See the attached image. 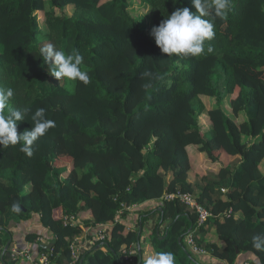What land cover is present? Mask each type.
Returning <instances> with one entry per match:
<instances>
[{"label":"trees","instance_id":"1","mask_svg":"<svg viewBox=\"0 0 264 264\" xmlns=\"http://www.w3.org/2000/svg\"><path fill=\"white\" fill-rule=\"evenodd\" d=\"M179 7L195 11L192 0H0V88L13 89L10 107L31 109L18 133L31 129L38 108L55 121L31 157L22 144L0 146V264H17L12 229L32 214L55 237L50 250L39 249L53 264H70L72 243L100 225L110 226L105 241L93 238L76 264H144L156 251L199 264L185 244L190 234L230 264L237 251L264 259V248L253 247V237H264V0H231L226 16L208 17L213 51L196 57L167 56L150 36ZM47 43L77 50L90 83L52 77L39 51ZM205 100L207 114L217 113L203 131ZM58 153L68 165L55 164ZM192 153L217 166L194 173ZM177 191L212 217L197 228L193 211L163 201L133 229L116 221L121 205ZM122 246H133L131 262Z\"/></svg>","mask_w":264,"mask_h":264},{"label":"clouds","instance_id":"2","mask_svg":"<svg viewBox=\"0 0 264 264\" xmlns=\"http://www.w3.org/2000/svg\"><path fill=\"white\" fill-rule=\"evenodd\" d=\"M231 0H192L195 11L188 7H179L158 26L150 31L155 45L160 52L167 55H183L196 57L207 50L213 51L210 42L215 37L213 20L208 17H224L230 10ZM43 62L48 66L49 74L57 81L67 79L79 81L84 85L90 83L88 72L82 69L84 57L77 51L66 53L53 43H47L40 49ZM14 96L12 88H0V146H16L22 144L20 151L26 156L33 154L32 146L38 138L44 136L49 129L55 127V121L46 117V110L38 108L31 114L33 126L30 130L18 133V124L25 120L31 109L23 110L10 107L9 101ZM15 211L19 205H13ZM253 247L257 250L264 248V237H253ZM254 264H264V259L253 253ZM144 264H176V258L171 251H156L149 255Z\"/></svg>","mask_w":264,"mask_h":264},{"label":"crops","instance_id":"3","mask_svg":"<svg viewBox=\"0 0 264 264\" xmlns=\"http://www.w3.org/2000/svg\"><path fill=\"white\" fill-rule=\"evenodd\" d=\"M160 201L161 200H159V202L150 201L141 205L134 206V208L126 212L125 215H121L116 220L123 223L126 227L133 229L138 224L139 214L145 213L151 209H155L161 203ZM109 229L110 226H107V233ZM92 230V228L86 229L84 231V235L74 241L81 246L83 251H88L90 245L92 244L91 240H93L94 238V231ZM28 235H36L37 240L35 242H27L26 238ZM54 238V235L47 228L42 226L39 216L36 214H32L29 219L20 222L16 227L12 229L11 252H27L28 256L33 260L36 259V257L40 254L39 249H44V247L51 246ZM142 240L148 242L150 240V237L143 233ZM208 240L211 242L215 241L213 236H211ZM219 246L221 245L219 244ZM236 253L238 256L234 263H240L245 260H249L254 263L252 259L253 254L246 252L239 253L238 251ZM194 257L199 262V264H230L228 259L220 258V255L213 253L206 252L205 254L199 256L194 255ZM17 261V264H28L26 258L24 257L18 258ZM83 264H92V260L86 259Z\"/></svg>","mask_w":264,"mask_h":264},{"label":"built area","instance_id":"4","mask_svg":"<svg viewBox=\"0 0 264 264\" xmlns=\"http://www.w3.org/2000/svg\"><path fill=\"white\" fill-rule=\"evenodd\" d=\"M161 199H162L160 201L161 203L163 201L164 202H178L182 205H185L188 209L193 211L197 215V222H196L197 228L203 226L206 220L212 217L211 213H209L205 208H203L200 204H198L195 197L190 193H183V192L177 191L175 193L165 194ZM132 208H134V206L125 207L121 205V209L118 211L116 219L119 218L121 215H123L124 212L130 211ZM71 221L73 224L78 223V221L74 219H71ZM106 227L107 226H102V225L93 227L92 231H94V238L101 240V241H105L106 235L108 234L106 231ZM185 244H186L188 251L192 255L199 256V255L206 253L204 250L199 249L196 246L191 234L186 237ZM132 248L133 246H130V247L122 246L121 247L120 250H121L124 260L131 262V256L133 255ZM70 249H71V263L70 264H76L80 259V255H81L80 252L83 251V249L76 242L72 243ZM11 253H12V258L14 259L18 260V258H21V257L26 258L28 264H53L52 261L50 260V256L48 253H40L36 257V259H33V260L28 256L27 252L18 251L14 253L13 251ZM234 264H254V263L252 261L245 260L240 263H234Z\"/></svg>","mask_w":264,"mask_h":264},{"label":"rangeland","instance_id":"5","mask_svg":"<svg viewBox=\"0 0 264 264\" xmlns=\"http://www.w3.org/2000/svg\"><path fill=\"white\" fill-rule=\"evenodd\" d=\"M138 11L141 12V14H145L146 8H140ZM205 105H206V112L203 113L199 117L200 126H201V129L203 131L207 130L208 125H209L208 119H210V118L208 115H215L217 113V112H209L207 114V112L211 109L210 108L212 105L211 101L205 100ZM190 152H193L192 149ZM191 155H192V159H191L192 170L194 171V173H197V174L203 173L204 171H206V166H210V163L213 164L214 167L217 166V165H215V163H212L210 160H208V158L203 154L201 155V154H197V153H192ZM212 155L215 158H217L218 161H220L222 164H226L228 161L227 156L223 153V151L221 149L214 150L212 152ZM67 161L68 160L65 156H62L58 153L57 157H56L55 164L58 166H64L67 164ZM194 173L192 172L189 174L188 181L194 182V180H195ZM26 191H27V189H25L23 193H25Z\"/></svg>","mask_w":264,"mask_h":264},{"label":"water","instance_id":"6","mask_svg":"<svg viewBox=\"0 0 264 264\" xmlns=\"http://www.w3.org/2000/svg\"><path fill=\"white\" fill-rule=\"evenodd\" d=\"M137 246H138V245H137ZM6 249H7V247H5V249H4V251H3L2 254L5 253ZM44 249H46V250H50V249H51V246L44 247ZM138 249H139V246H138ZM1 261H2V260H1ZM139 262H140V259H139Z\"/></svg>","mask_w":264,"mask_h":264}]
</instances>
